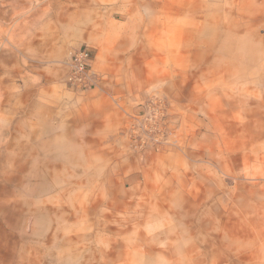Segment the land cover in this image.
<instances>
[{
  "label": "rangeland",
  "instance_id": "1",
  "mask_svg": "<svg viewBox=\"0 0 264 264\" xmlns=\"http://www.w3.org/2000/svg\"><path fill=\"white\" fill-rule=\"evenodd\" d=\"M5 1L7 22L31 4ZM199 17L166 18L181 36L149 53L151 69L174 65L182 83L153 88L117 130L66 140V93L89 108L95 70L85 91L62 70L56 109L24 97L25 122L0 131V264H264V26L221 5ZM212 32L213 52L192 44Z\"/></svg>",
  "mask_w": 264,
  "mask_h": 264
},
{
  "label": "crops",
  "instance_id": "2",
  "mask_svg": "<svg viewBox=\"0 0 264 264\" xmlns=\"http://www.w3.org/2000/svg\"><path fill=\"white\" fill-rule=\"evenodd\" d=\"M215 5H221L224 18L255 20L264 26V0H31L29 6L15 7L10 22L7 1L0 0V89L6 85L5 91L0 90V131L17 130L16 126L25 122L20 107L26 106L22 102L31 93L34 105L57 108L62 70L65 78L68 58L84 45L92 49L93 68L103 79L91 92L89 108L75 106L70 98L75 95L66 93V140L87 141L75 133L106 131L110 125L117 130L123 114L153 88L170 90L171 85L182 83L180 69L174 65H169L166 72L151 69L149 53L169 51L171 38L181 36L177 30L173 34L167 29L166 18L180 21L175 29L183 26L182 20L195 25L200 14L204 20L213 19ZM151 19L156 21L152 26L146 22ZM138 20L143 23L138 24ZM209 35L206 41L196 35L192 44L197 49L199 44L206 45V50L213 52L215 33ZM230 36L225 33V44ZM260 38L264 41V31ZM180 43L181 48L175 49L178 57L182 39ZM227 61L232 62L230 56ZM213 62L211 58L206 60ZM10 88L16 92H10ZM137 177L132 174L124 179L132 186Z\"/></svg>",
  "mask_w": 264,
  "mask_h": 264
},
{
  "label": "built area",
  "instance_id": "3",
  "mask_svg": "<svg viewBox=\"0 0 264 264\" xmlns=\"http://www.w3.org/2000/svg\"><path fill=\"white\" fill-rule=\"evenodd\" d=\"M94 53L84 45L71 55L65 84L70 89L85 91L97 85V75L93 68Z\"/></svg>",
  "mask_w": 264,
  "mask_h": 264
}]
</instances>
